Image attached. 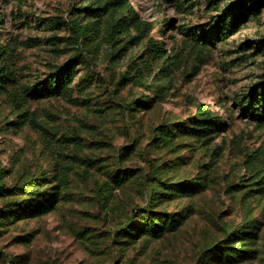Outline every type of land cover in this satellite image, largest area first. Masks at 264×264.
<instances>
[{"label":"rangeland","instance_id":"1","mask_svg":"<svg viewBox=\"0 0 264 264\" xmlns=\"http://www.w3.org/2000/svg\"><path fill=\"white\" fill-rule=\"evenodd\" d=\"M237 1L128 0L141 40L112 45L105 15L81 45L84 0H0V185L45 201L17 218L0 195V264H264V117L240 108L264 83V5L210 44ZM71 60L66 88L28 96ZM197 105L223 130L196 132Z\"/></svg>","mask_w":264,"mask_h":264},{"label":"trees","instance_id":"2","mask_svg":"<svg viewBox=\"0 0 264 264\" xmlns=\"http://www.w3.org/2000/svg\"><path fill=\"white\" fill-rule=\"evenodd\" d=\"M84 2L86 3V6L74 8L72 9V12L74 13L73 15L75 18H79L83 15L87 21H90V23L88 25L80 26L76 21L69 22L75 39L81 45L91 43V39L95 37L94 34L99 32V20L105 15L107 16V20L104 29L109 37V41L112 42V45L121 42L120 36L129 34L130 30L136 35L131 38V41L141 40L148 29V24L139 20L137 13L133 10L128 0H84ZM263 5L264 0H238L235 5L228 8L226 14L217 17L213 27L216 39H214V41L210 40V44H213V42L217 40H225L227 37L233 35L237 27L236 22H243L249 16H257L259 8ZM145 50L149 54H153L154 59L163 58L162 49L150 38L146 41ZM0 54H3L2 51H0ZM75 62V60H71L65 64V66L59 68V70L43 85L28 91V96L34 98L41 97L53 92H59L66 88L72 82V67ZM161 68L163 72H168L171 68V63L169 64L165 62L162 64ZM11 83H13L11 73L8 72L6 68L2 67L0 69V89H6L8 84ZM135 104L137 107L146 109L148 108L149 100L136 101ZM240 108L242 109L243 114H251L252 118L255 113H260L264 117V83L257 92L252 93L248 96V99L240 104ZM195 116L196 117L193 119V125L197 128L196 132L206 133L223 130L222 124L216 117H211V115H209L205 106L197 105ZM177 132L178 128L176 130V133ZM168 136H171V129L161 128L158 130L154 140L160 142L163 138ZM259 182L264 188V171ZM0 195H9L13 197L12 201L8 203L6 209L11 216H16L17 218L31 217L45 204L42 197H32L29 195V191L22 186L14 187L12 190L8 191L4 185H0ZM16 196L27 197L17 202L14 200ZM150 202L152 204V199ZM137 211L138 210H135V212ZM155 219H158V217H155ZM172 222L173 220L171 221V224ZM234 237V233L228 234V240Z\"/></svg>","mask_w":264,"mask_h":264}]
</instances>
